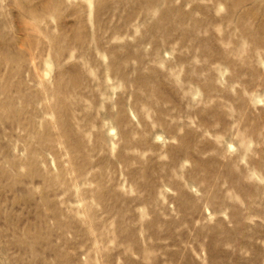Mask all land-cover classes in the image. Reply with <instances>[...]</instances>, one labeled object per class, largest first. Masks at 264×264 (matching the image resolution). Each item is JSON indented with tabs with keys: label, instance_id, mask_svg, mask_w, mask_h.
<instances>
[{
	"label": "rangeland",
	"instance_id": "rangeland-1",
	"mask_svg": "<svg viewBox=\"0 0 264 264\" xmlns=\"http://www.w3.org/2000/svg\"><path fill=\"white\" fill-rule=\"evenodd\" d=\"M0 264H264V0H0Z\"/></svg>",
	"mask_w": 264,
	"mask_h": 264
}]
</instances>
